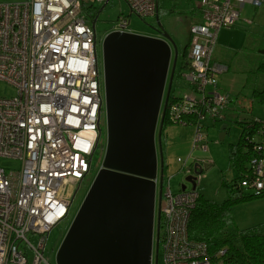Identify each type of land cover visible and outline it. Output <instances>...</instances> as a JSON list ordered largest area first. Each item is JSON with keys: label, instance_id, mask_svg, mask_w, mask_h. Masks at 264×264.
<instances>
[{"label": "built area", "instance_id": "obj_1", "mask_svg": "<svg viewBox=\"0 0 264 264\" xmlns=\"http://www.w3.org/2000/svg\"><path fill=\"white\" fill-rule=\"evenodd\" d=\"M108 1L0 3V81L14 90L0 94V158L19 162L10 170L0 164V264H51L45 255L49 231L67 219L91 169L102 115L106 128L102 59L100 66L91 22L93 12ZM124 1L130 13L157 18L159 0ZM245 4L264 6V0L197 3L200 19L190 25L188 63L180 72L185 87L172 92L170 85L164 110L169 124L191 126L193 136L188 157L176 158L184 172L178 191L171 190L169 177L164 186L162 172L157 264L159 256L162 264H231L223 261L226 249L209 253L205 241L191 237L188 222L205 166L213 164L211 156H194L193 151L208 150L206 121L224 123L230 103L218 86L227 65L212 60V53L219 30L233 26ZM128 23L129 17L119 15L109 31L132 32ZM151 36L163 38L160 33ZM164 96L165 89L161 107ZM245 129L248 160L225 185L236 196L264 190V123L254 116ZM154 182L157 195L158 168ZM153 256L154 245L152 264Z\"/></svg>", "mask_w": 264, "mask_h": 264}, {"label": "water", "instance_id": "obj_2", "mask_svg": "<svg viewBox=\"0 0 264 264\" xmlns=\"http://www.w3.org/2000/svg\"><path fill=\"white\" fill-rule=\"evenodd\" d=\"M160 32L163 38L109 31L102 39L104 155L56 249V264H152L153 245L157 264L161 132L177 59L176 46ZM225 127L221 123L220 140ZM197 167L199 171V165L193 168ZM185 180L195 187L191 175Z\"/></svg>", "mask_w": 264, "mask_h": 264}, {"label": "rangeland", "instance_id": "obj_3", "mask_svg": "<svg viewBox=\"0 0 264 264\" xmlns=\"http://www.w3.org/2000/svg\"><path fill=\"white\" fill-rule=\"evenodd\" d=\"M25 0H0V3L21 2ZM199 0H161L157 18L146 16L141 18L130 13L129 7L124 0H109L100 10L94 28L97 34V54L101 66V42L107 31L111 30L117 22L119 15L129 17L127 30L145 35H156L157 30L167 33L176 46L177 60L171 83V91L183 90L185 82L180 72L182 67V53L188 49L189 28L192 22L191 10L195 9ZM160 2V1H159ZM100 7V6H99ZM98 7V8H99ZM249 5H245L241 11V19L249 17ZM260 13H257L259 15ZM260 25H252L249 29L241 25L222 27L217 36V43L212 53V60L225 63L228 70L219 74L218 86L220 91L227 92L230 103L226 109V135L219 139V127L221 122L213 125L207 120V144L208 150L193 151V155H210L213 164L202 173L200 184L197 186L199 194L208 199L218 202L226 198L227 189L222 185L223 178L231 180L237 173L228 159V146L235 143L242 131L243 119L252 116L264 120V103L258 98L252 97L253 89L264 87V70H258L264 63V15H260ZM245 21V20H244ZM173 54L171 55V57ZM187 56V52H186ZM172 60V58H171ZM13 88L0 81V94L12 95ZM100 135L97 147L92 155L91 169L84 177L82 184L70 207L67 219L61 220L48 234L45 255L49 257L51 264H56L54 251L59 246L78 206L80 205L89 184L95 175L104 154L106 143L105 117L100 121ZM193 128L177 124L165 123L161 132V149L163 156L164 186L169 185L176 192L183 183L184 172L180 170V163L176 158L186 159L191 150ZM157 145V144H156ZM190 159V158H188ZM0 164L6 169H17L19 162L9 158H0ZM189 187V183H187ZM157 201L155 208H157ZM234 224L238 228L248 227L264 222V195L253 200L237 204L232 208ZM34 242V238H31ZM158 264H162L160 256Z\"/></svg>", "mask_w": 264, "mask_h": 264}, {"label": "trees", "instance_id": "obj_4", "mask_svg": "<svg viewBox=\"0 0 264 264\" xmlns=\"http://www.w3.org/2000/svg\"><path fill=\"white\" fill-rule=\"evenodd\" d=\"M159 1L158 6L160 7L161 0ZM97 10L99 8L93 12L92 18ZM157 32L161 33L159 29ZM186 52L185 48L182 53V67H186L188 63ZM257 67L258 70L263 71L264 63ZM251 92L252 97L258 98L260 103H264V87L262 89H253ZM253 117L239 121L242 124L239 138L235 143H231L228 146V159L236 173L243 170L250 154L249 149H246L247 142L244 141V138L246 125L252 122ZM246 120L249 121L246 122ZM261 120L264 123V120ZM165 123L168 122L165 115H163L162 129ZM222 185H226L224 178ZM263 195L264 190L256 194L248 192V194L236 196L227 189L226 198L218 202L199 194L189 217V235L205 241L209 253H213L220 248L226 249V253L222 256L225 263L264 264V222L238 228L235 226L232 216V208L234 206L257 199Z\"/></svg>", "mask_w": 264, "mask_h": 264}, {"label": "crops", "instance_id": "obj_5", "mask_svg": "<svg viewBox=\"0 0 264 264\" xmlns=\"http://www.w3.org/2000/svg\"><path fill=\"white\" fill-rule=\"evenodd\" d=\"M198 3V2H197ZM197 3H196V6H197ZM245 5H247V4H245ZM244 5V6H245ZM249 5V4H248ZM244 6H242L243 8H244ZM249 7H251L252 8V10H250V15H249V17H245V18H242L241 19V13H240V18H239V20H237L236 21V23L234 24V25H241L242 27H245L246 29H249L252 25H256V26H258V25H260L261 23L259 22L260 21V15H264V6H259V7H252L251 5H249ZM242 8V9H243ZM159 9V8H158ZM242 11V10H241ZM257 13H260L259 15H257ZM191 17H192V22H191V24L192 23H194V22H197V21H199V19H200V11H199V8H198V6L195 8V9H193V10H191ZM245 20V21H244ZM247 20H249V22L247 21ZM188 39H189V37H188ZM227 70H228V66H227ZM226 70V71H227ZM196 156H210V155H196ZM210 167V166H209ZM208 167V168H209Z\"/></svg>", "mask_w": 264, "mask_h": 264}, {"label": "flooded vegetation", "instance_id": "obj_6", "mask_svg": "<svg viewBox=\"0 0 264 264\" xmlns=\"http://www.w3.org/2000/svg\"><path fill=\"white\" fill-rule=\"evenodd\" d=\"M99 12H100V11L97 10V12L95 13V16L92 18V20H93V19H96V20H97L98 15H99ZM95 22H96V21H95ZM166 84H167V80H166V83H165V88H166Z\"/></svg>", "mask_w": 264, "mask_h": 264}]
</instances>
